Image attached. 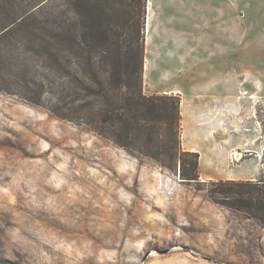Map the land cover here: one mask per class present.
<instances>
[{
	"label": "rangeland",
	"instance_id": "374dc122",
	"mask_svg": "<svg viewBox=\"0 0 264 264\" xmlns=\"http://www.w3.org/2000/svg\"><path fill=\"white\" fill-rule=\"evenodd\" d=\"M144 34V95L173 91L185 110L198 92L241 105L225 135H240L246 149L223 153L214 140L188 138L200 181L263 176L264 0H147ZM6 261L264 264V227L211 201L205 185L0 91Z\"/></svg>",
	"mask_w": 264,
	"mask_h": 264
},
{
	"label": "trees",
	"instance_id": "16d2710c",
	"mask_svg": "<svg viewBox=\"0 0 264 264\" xmlns=\"http://www.w3.org/2000/svg\"><path fill=\"white\" fill-rule=\"evenodd\" d=\"M147 0H0V91L154 159L264 227V175L200 181L179 96L144 95ZM5 264H15L6 261Z\"/></svg>",
	"mask_w": 264,
	"mask_h": 264
},
{
	"label": "crops",
	"instance_id": "0c3cea01",
	"mask_svg": "<svg viewBox=\"0 0 264 264\" xmlns=\"http://www.w3.org/2000/svg\"><path fill=\"white\" fill-rule=\"evenodd\" d=\"M146 67L147 69L150 68H148L145 61L143 63V77L144 68ZM172 92L173 91L167 94H172ZM174 95H176V93H174ZM226 97L213 96L207 93L203 95L199 92L194 94L192 93V96H190V105L188 106V108H186V110L183 99L180 100V116L182 126L181 149L183 151H197V153H199L198 148H194L189 145L188 138H190L191 136L198 138L204 137L210 142L214 140L213 142H215V146H213V150H216L218 152L220 151L223 153L227 152L233 154V152H238V150L244 149L245 147H249L246 146L249 143L243 141L240 135L236 133H233L231 137H226L225 135L227 131H231L233 127L238 126V120L242 119V110L240 107L241 105H238L237 101L229 102ZM227 118H229V124L226 123ZM219 134L220 137H218ZM260 158L261 155L257 150L256 160L260 162Z\"/></svg>",
	"mask_w": 264,
	"mask_h": 264
},
{
	"label": "bare ground",
	"instance_id": "6f19581e",
	"mask_svg": "<svg viewBox=\"0 0 264 264\" xmlns=\"http://www.w3.org/2000/svg\"><path fill=\"white\" fill-rule=\"evenodd\" d=\"M235 158H236V155H235Z\"/></svg>",
	"mask_w": 264,
	"mask_h": 264
}]
</instances>
